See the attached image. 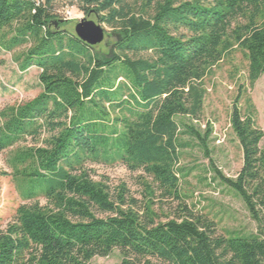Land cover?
<instances>
[{"label":"trees","instance_id":"16d2710c","mask_svg":"<svg viewBox=\"0 0 264 264\" xmlns=\"http://www.w3.org/2000/svg\"><path fill=\"white\" fill-rule=\"evenodd\" d=\"M60 4L111 29L110 54L68 31ZM0 46L25 48L19 70L38 68L43 90L0 112V153L17 149L2 175L19 181L26 201H47L21 205L0 227V264H89L115 250L121 264H264L263 231L221 235L181 191L189 139L214 181L264 223V132L253 107L245 115L240 96L233 104L237 178L211 156L212 126L196 125L204 81L228 53H243L251 87L264 76V0H0ZM95 165L142 172L141 198L96 181Z\"/></svg>","mask_w":264,"mask_h":264},{"label":"rangeland","instance_id":"374dc122","mask_svg":"<svg viewBox=\"0 0 264 264\" xmlns=\"http://www.w3.org/2000/svg\"><path fill=\"white\" fill-rule=\"evenodd\" d=\"M58 10L62 16L64 12L71 10V15L64 16V20L71 22L66 29L73 33L79 20L86 18L77 8L68 7L66 4H60ZM89 19L97 22L94 18ZM103 27L107 30V37L97 46V50L110 54L108 44L115 43V39L108 37L111 29L105 25ZM24 51L23 47L14 52H7L0 46V112L7 107L31 102L43 91L39 80L41 71L38 68L34 67L25 73L19 70L16 57ZM204 84L207 90L205 109L201 121L196 125L203 130L209 125L212 126L214 132L209 143L211 156L225 176L237 178L243 168L244 159L239 141L231 127L233 104L240 96L239 105L245 115L253 107L256 123L264 132V76L251 87L248 79V62L243 53L235 49L208 73ZM186 140L192 145L183 151L181 162L188 171L191 170L190 176L181 183V191L187 204L195 211L208 215L214 220L221 235L251 236L264 232V223L260 225L252 218L244 201L220 181H214L215 174L210 159L196 142ZM30 144L27 143L28 146ZM262 146L264 147V139ZM16 151L17 149H10L0 153V227L2 228L13 219L21 205L37 201L42 206L47 205L44 198L26 201L19 190V181L12 175H2L12 173L10 160L15 156ZM90 170L96 181H104L113 187L126 184L132 194L141 198L143 186L140 177L144 175L142 172H132L123 165H95L90 166ZM121 263V253L115 250L111 256L95 258L89 264Z\"/></svg>","mask_w":264,"mask_h":264},{"label":"water","instance_id":"95a60500","mask_svg":"<svg viewBox=\"0 0 264 264\" xmlns=\"http://www.w3.org/2000/svg\"><path fill=\"white\" fill-rule=\"evenodd\" d=\"M106 31L102 24L87 17L79 20L75 26L77 37L91 47H97L105 41Z\"/></svg>","mask_w":264,"mask_h":264},{"label":"built area","instance_id":"2783aa9c","mask_svg":"<svg viewBox=\"0 0 264 264\" xmlns=\"http://www.w3.org/2000/svg\"><path fill=\"white\" fill-rule=\"evenodd\" d=\"M71 10H68L67 12H64V14H63V18L65 19V17L64 16H69V15H71Z\"/></svg>","mask_w":264,"mask_h":264}]
</instances>
